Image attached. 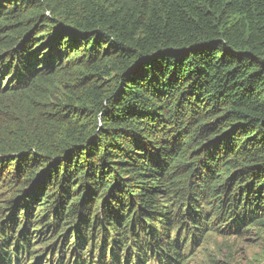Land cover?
<instances>
[{
	"label": "trees",
	"instance_id": "obj_1",
	"mask_svg": "<svg viewBox=\"0 0 264 264\" xmlns=\"http://www.w3.org/2000/svg\"><path fill=\"white\" fill-rule=\"evenodd\" d=\"M2 172L24 228L14 209L0 264L35 253L32 223L73 264L264 230V0H0Z\"/></svg>",
	"mask_w": 264,
	"mask_h": 264
},
{
	"label": "rangeland",
	"instance_id": "obj_2",
	"mask_svg": "<svg viewBox=\"0 0 264 264\" xmlns=\"http://www.w3.org/2000/svg\"><path fill=\"white\" fill-rule=\"evenodd\" d=\"M2 174H0V249L2 248V227L4 223L7 224L8 229L12 226L9 218L12 216L14 209H17L16 225L14 230L10 231L14 240L18 237L16 234L18 228L20 232H22L24 228V220L21 213L23 210L20 209L21 201L16 202L14 188L12 187L14 184H9L10 178H8V174H5L4 172H2ZM36 212L37 210H34L35 214ZM215 223L216 225H213L212 223V225L208 226V229H212L211 232H209L208 237L204 236L203 238H200L199 241L193 242L189 241L191 236L186 232H182L180 238L177 240L178 234L183 231V229L179 230L177 225H175V229L172 230L171 235L173 237L172 240L179 241L180 245L183 247L182 253L184 255L181 264H264V230L253 229L248 233L238 235L234 233L231 235L229 232L223 231L225 228L220 229V225L216 218H214V224ZM246 227L247 225L240 229L244 230ZM42 229L43 228H41L39 224L32 223L29 226L27 237H29L33 246L32 251L35 253L29 257L20 256L18 264H55L58 262L59 257L64 258L65 264H73V262L77 260L80 250L77 249L75 252V248L77 247L71 249L73 246L68 242L70 241V238L67 241V244L70 246L65 244L63 249V247H61V245H63L62 240L59 245L57 244L56 238H59L57 237V234L51 236V232L49 233L47 230ZM208 229L206 228V230ZM41 231H44V233ZM7 233H9V230H7ZM62 234L65 235L66 232H62ZM70 236L72 237V234H70L69 237ZM99 236L103 239L102 233H100ZM101 239H96L93 242L96 251L92 258H97L94 260L96 262L99 261L100 255L102 254L101 250L103 243ZM14 240L12 238L11 244ZM89 247L90 243L87 242L83 247V251L81 250L85 258L89 256ZM15 249L16 247H14L13 244L10 248L8 246L6 251L12 256V252ZM57 251H59V253H57ZM124 255L125 251H122V260ZM109 256L110 252H108L107 260L110 258ZM4 257L7 258L8 256L4 255ZM149 264L161 263L157 262L154 258L153 260H150Z\"/></svg>",
	"mask_w": 264,
	"mask_h": 264
}]
</instances>
